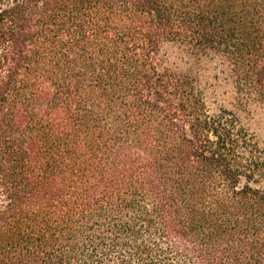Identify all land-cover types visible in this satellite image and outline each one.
I'll return each instance as SVG.
<instances>
[{
	"label": "trees",
	"instance_id": "16d2710c",
	"mask_svg": "<svg viewBox=\"0 0 264 264\" xmlns=\"http://www.w3.org/2000/svg\"><path fill=\"white\" fill-rule=\"evenodd\" d=\"M170 49L264 110V0H0V264H264V143Z\"/></svg>",
	"mask_w": 264,
	"mask_h": 264
},
{
	"label": "rangeland",
	"instance_id": "374dc122",
	"mask_svg": "<svg viewBox=\"0 0 264 264\" xmlns=\"http://www.w3.org/2000/svg\"><path fill=\"white\" fill-rule=\"evenodd\" d=\"M168 51L170 63L175 71L180 74H191L197 78V83L202 88L208 105L212 110L219 107L233 110L241 123L256 139L260 143H264V110L258 108L246 113L234 109L229 98L231 93L230 85L222 78L220 67L215 62H204L194 65L176 49Z\"/></svg>",
	"mask_w": 264,
	"mask_h": 264
}]
</instances>
